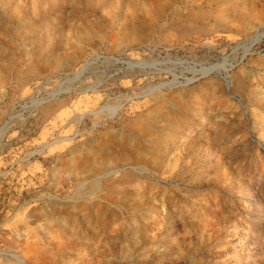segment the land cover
Returning a JSON list of instances; mask_svg holds the SVG:
<instances>
[{"label":"rangeland","instance_id":"1","mask_svg":"<svg viewBox=\"0 0 264 264\" xmlns=\"http://www.w3.org/2000/svg\"><path fill=\"white\" fill-rule=\"evenodd\" d=\"M18 257L264 264V0H0Z\"/></svg>","mask_w":264,"mask_h":264},{"label":"bare ground","instance_id":"2","mask_svg":"<svg viewBox=\"0 0 264 264\" xmlns=\"http://www.w3.org/2000/svg\"><path fill=\"white\" fill-rule=\"evenodd\" d=\"M120 158H122V157H118L117 159L120 160ZM18 261H19L21 264H26V261H25L24 259H22V258H19V257H18Z\"/></svg>","mask_w":264,"mask_h":264}]
</instances>
